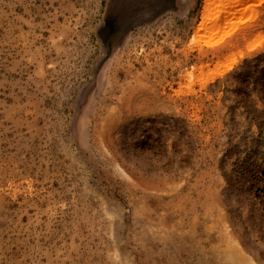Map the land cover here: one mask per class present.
Masks as SVG:
<instances>
[{"label":"rangeland","instance_id":"1","mask_svg":"<svg viewBox=\"0 0 264 264\" xmlns=\"http://www.w3.org/2000/svg\"><path fill=\"white\" fill-rule=\"evenodd\" d=\"M204 2L0 0V264H264V0Z\"/></svg>","mask_w":264,"mask_h":264},{"label":"bare ground","instance_id":"2","mask_svg":"<svg viewBox=\"0 0 264 264\" xmlns=\"http://www.w3.org/2000/svg\"><path fill=\"white\" fill-rule=\"evenodd\" d=\"M245 0H230V4H229V7H230V9H228L227 10V8L226 7H224V8H226V11H227V16H231V15H233L234 13H236L237 12V8L239 7L238 5L240 4V3H242V2H244ZM260 1H262V0H260ZM257 2V1H256ZM258 3V2H257ZM214 6H215V0H205V2H204V6H203V9L201 10L202 12H201V20H200V22H198V25H197V27H196V31H195V33H194V35H192L193 36V38L191 39V42L192 43H195V42H198L199 40H200V38H202V37H207L209 40H204V43L206 42V46H210V47H212V46H215V45H218L220 42H222V40L220 39V40H216V41H213V42H211V39H213L214 37H213V33H214V31H216L219 27H220V25L217 23V22H215V23H211L212 25L211 26H208V28H207V24H208V22L210 23V21H212V20H216V19H218L219 17H220V10L218 11V14L216 13V12H214L213 11V9H214ZM239 9V8H238ZM224 11V10H223ZM222 11V12H223ZM239 11V10H238ZM241 13H242V11H241ZM239 14V13H238ZM238 14H235V15H237V17H238ZM225 15V14H224ZM226 16V17H227ZM222 17V16H221ZM221 19V18H220ZM224 21V20H223ZM239 21V20H238ZM247 22L246 21V19H244V20H242V22ZM229 23V22H228ZM226 24V23H225ZM235 26V25H234ZM233 26V30H234V28H237L236 26L234 27ZM224 27H225V25H224ZM227 31V30H226ZM209 33V34H208ZM210 33H212V34H210ZM227 33H229V32H227ZM215 34V33H214ZM218 35V34H217ZM222 35V34H221ZM225 35V34H224ZM219 36V35H218ZM219 37H221V36H219ZM224 36H222L221 38H223ZM225 38V37H224ZM202 40V39H201ZM224 40V39H223ZM199 44H202V43H199ZM193 45V44H192ZM220 63V62H219ZM221 64V63H220ZM227 65V64H226ZM225 65V66H226ZM224 66V67H225ZM222 70H223V68H222ZM224 72V71H223ZM222 72V73H223ZM205 74H206V72H205ZM209 75V74H208ZM205 76V75H204ZM214 77H216L215 75H212L211 77H208L206 80L204 79V81H206V83H207V81L209 80V79H213Z\"/></svg>","mask_w":264,"mask_h":264}]
</instances>
